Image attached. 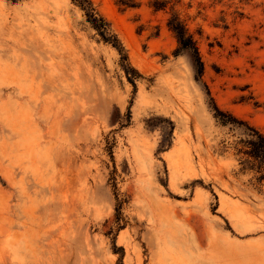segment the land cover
<instances>
[{"label":"rangeland","instance_id":"374dc122","mask_svg":"<svg viewBox=\"0 0 264 264\" xmlns=\"http://www.w3.org/2000/svg\"><path fill=\"white\" fill-rule=\"evenodd\" d=\"M91 1L136 86L74 0H0V264H264V0Z\"/></svg>","mask_w":264,"mask_h":264},{"label":"trees","instance_id":"16d2710c","mask_svg":"<svg viewBox=\"0 0 264 264\" xmlns=\"http://www.w3.org/2000/svg\"><path fill=\"white\" fill-rule=\"evenodd\" d=\"M18 1V0H13ZM81 8L86 12L88 20L97 30L100 38L107 43L112 44L121 54L122 65L125 69L128 79L136 86L135 80L137 77H141V74L133 68L128 62L127 52L119 39V37L111 29L110 23L98 13L94 7L91 0H74ZM123 5L133 6L123 0L119 1ZM169 3L167 0H154L153 6L156 10L166 7ZM169 28L175 33L178 41L179 47L177 49V54L186 53L188 54L193 61L194 68L198 75H201L203 72V63L200 57L198 50L197 42L194 38V35L188 30L186 24L180 19L178 15H173L168 20ZM216 112L221 114V111L216 107ZM218 117V115H217ZM232 117L231 123L239 122L236 117ZM223 122H226L224 119ZM250 133L248 139L245 140V148H242L241 151L246 155V158L243 160V164L246 167L256 170L259 172V178L264 179V135L252 126H247Z\"/></svg>","mask_w":264,"mask_h":264},{"label":"bare ground","instance_id":"6f19581e","mask_svg":"<svg viewBox=\"0 0 264 264\" xmlns=\"http://www.w3.org/2000/svg\"><path fill=\"white\" fill-rule=\"evenodd\" d=\"M172 150V149H171Z\"/></svg>","mask_w":264,"mask_h":264}]
</instances>
